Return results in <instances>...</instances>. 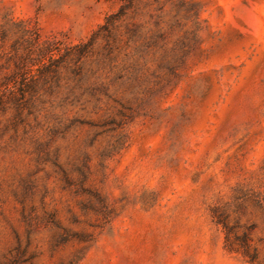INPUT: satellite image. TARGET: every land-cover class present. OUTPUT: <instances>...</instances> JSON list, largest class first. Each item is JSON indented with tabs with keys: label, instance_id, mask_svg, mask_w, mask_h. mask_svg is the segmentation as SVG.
I'll use <instances>...</instances> for the list:
<instances>
[{
	"label": "rangeland",
	"instance_id": "obj_1",
	"mask_svg": "<svg viewBox=\"0 0 264 264\" xmlns=\"http://www.w3.org/2000/svg\"><path fill=\"white\" fill-rule=\"evenodd\" d=\"M0 264H264V0H0Z\"/></svg>",
	"mask_w": 264,
	"mask_h": 264
},
{
	"label": "trees",
	"instance_id": "obj_2",
	"mask_svg": "<svg viewBox=\"0 0 264 264\" xmlns=\"http://www.w3.org/2000/svg\"><path fill=\"white\" fill-rule=\"evenodd\" d=\"M77 47L82 48L83 46L80 45V44L79 45L71 46V48H73V49H76ZM46 50H48V54H49L48 58H49V60L50 61L55 60L56 59L55 56H54V50H55V48L52 46V43H48L47 44ZM80 52L82 53V52H85V51H84V49H82ZM229 249L230 250H236L235 247H229Z\"/></svg>",
	"mask_w": 264,
	"mask_h": 264
}]
</instances>
